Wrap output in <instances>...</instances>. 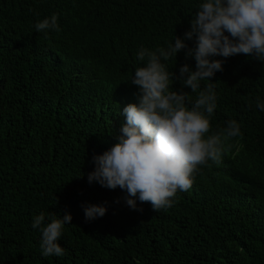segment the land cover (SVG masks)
Instances as JSON below:
<instances>
[{
	"label": "trees",
	"instance_id": "16d2710c",
	"mask_svg": "<svg viewBox=\"0 0 264 264\" xmlns=\"http://www.w3.org/2000/svg\"><path fill=\"white\" fill-rule=\"evenodd\" d=\"M201 0H0V264H264V62L223 58L211 83L216 107L209 132L234 119L240 133L217 161L200 165L175 203L154 211L125 203V192L87 180L92 157L116 142L135 102L130 79L140 46L181 36ZM58 14L60 31L33 24ZM192 46L194 41L187 40ZM220 58V57H215ZM192 57L167 64L178 74ZM134 98V101H133ZM190 106V104L186 105ZM104 204L85 220L82 204ZM71 214L58 241L62 256H43L31 219Z\"/></svg>",
	"mask_w": 264,
	"mask_h": 264
},
{
	"label": "clouds",
	"instance_id": "9594fccd",
	"mask_svg": "<svg viewBox=\"0 0 264 264\" xmlns=\"http://www.w3.org/2000/svg\"><path fill=\"white\" fill-rule=\"evenodd\" d=\"M36 32H59L58 14L52 13L33 24ZM193 40L192 46L186 41ZM192 57L194 67L181 64L174 76L167 64L179 50ZM235 54L264 62V0H201L189 28L173 35L164 47L140 46L130 79L137 86L135 102L125 104L116 142L92 157L94 168L89 183L96 181L109 189L119 186L125 203L137 208V201L148 202L154 211L175 203L177 190L185 191L193 183L200 165L217 161L224 141L240 133V124L229 119L219 132H209V119L216 107L214 85L209 83L189 101L183 87L170 89L173 79L195 92L201 81L223 70V58ZM220 57V58H215ZM190 104V106H186ZM256 107L264 111L259 98ZM85 220L103 216L104 204L83 203ZM71 214L62 216L41 211L31 219V227L40 232L43 256H62L58 241Z\"/></svg>",
	"mask_w": 264,
	"mask_h": 264
},
{
	"label": "bare ground",
	"instance_id": "6f19581e",
	"mask_svg": "<svg viewBox=\"0 0 264 264\" xmlns=\"http://www.w3.org/2000/svg\"><path fill=\"white\" fill-rule=\"evenodd\" d=\"M133 101H134V98H133Z\"/></svg>",
	"mask_w": 264,
	"mask_h": 264
}]
</instances>
